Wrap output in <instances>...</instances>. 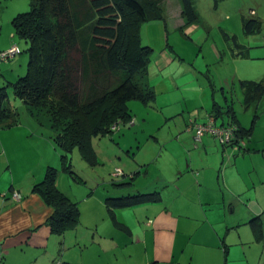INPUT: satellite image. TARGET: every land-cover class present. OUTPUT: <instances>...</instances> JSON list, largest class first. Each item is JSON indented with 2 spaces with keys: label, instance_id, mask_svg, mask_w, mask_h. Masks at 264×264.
Masks as SVG:
<instances>
[{
  "label": "crops",
  "instance_id": "1",
  "mask_svg": "<svg viewBox=\"0 0 264 264\" xmlns=\"http://www.w3.org/2000/svg\"><path fill=\"white\" fill-rule=\"evenodd\" d=\"M172 2L179 13L176 19L168 10ZM6 6L0 5V13ZM162 6L163 22H148L145 29L157 27L163 43H146L153 53L136 77L154 98L128 103L132 123L112 132H118V141L112 138L103 150L102 140L94 144L92 139L90 165L96 177L91 184H74L59 170L49 146L54 130L42 116L29 110L17 113L7 105V116L0 120V264H264V229L259 231L252 222L264 216V180L253 176L251 182L246 176L259 146L247 145L248 151L237 155L211 136L195 141L190 122L205 121L216 101L199 82L196 61L187 62L174 52L165 37L169 40L166 33L173 20L175 30L198 44L206 40L207 28L199 25L198 17L187 24L179 0H165ZM14 16L9 12L5 20V14L0 15V52L16 44ZM236 47L234 41L206 49L210 59L228 56L234 63L242 57ZM25 60V55L12 60L20 66L17 76ZM3 67L7 66L1 65L0 72ZM223 104L230 105L226 98ZM100 165L103 174L98 173ZM49 168L57 170L58 190L77 202L78 223L62 233L48 224L54 210L34 190ZM116 168L121 176H114ZM106 174L115 183H109ZM13 192L20 197L13 198ZM146 193H158L159 201L123 208L106 201Z\"/></svg>",
  "mask_w": 264,
  "mask_h": 264
},
{
  "label": "trees",
  "instance_id": "2",
  "mask_svg": "<svg viewBox=\"0 0 264 264\" xmlns=\"http://www.w3.org/2000/svg\"><path fill=\"white\" fill-rule=\"evenodd\" d=\"M164 1L30 0L29 11L11 20L16 38L28 44L29 61L25 75L17 76L9 84L30 112L45 107L49 101V108L53 110L52 126L62 127L61 131L50 134L61 151L62 171L72 174L69 155L76 147L92 163V139L109 135L120 125L131 122L130 101L153 100L154 92L136 81L153 52L141 43L140 30L143 24L163 20ZM179 1L186 23H194L197 16L192 0ZM242 25L244 34L252 35L260 23L255 18H244ZM15 45L20 52L18 56L21 49ZM239 86L246 108L264 95V80H241ZM7 105V94L0 89V120L7 116ZM212 107L209 116L216 124L235 127L237 140L222 147L237 145L240 152L248 151L244 139L251 136L258 116L253 115L251 127L247 129L239 124L231 105L214 102ZM56 171L49 168L34 190L54 210L48 224L53 231L62 233L78 223L79 214L77 202L56 187ZM106 201L111 207L123 208L159 201V194H137ZM252 222H256L260 231L259 217Z\"/></svg>",
  "mask_w": 264,
  "mask_h": 264
},
{
  "label": "rangeland",
  "instance_id": "3",
  "mask_svg": "<svg viewBox=\"0 0 264 264\" xmlns=\"http://www.w3.org/2000/svg\"><path fill=\"white\" fill-rule=\"evenodd\" d=\"M0 2L3 6L7 5L3 8V10H6L5 13H0L2 16L5 14V20L8 19L9 12L11 15L13 14L16 16L17 14L27 12L30 9V0H0ZM192 2L199 19V25L207 28V32H205L206 40L203 43L198 44L192 39V37L186 34H180L178 30L174 29V20L172 21V28L171 26H168L169 32L168 34L166 33L169 40H167L166 37L165 40L169 41L168 43L172 45L174 52L183 54V56L187 58V62H192V60L196 61L195 64L199 68L200 73L198 77L199 82L208 86L210 99L215 100L218 104H223L226 98L228 103L233 106L235 115L244 128L249 129L251 127L253 115L256 114L258 116L254 126V128L258 126V129L255 128L254 130L253 128L254 131L252 132V135L248 139H244L246 145L251 146L253 144L254 146H259V148H257L258 150L252 154L254 156L252 157L251 162H253L252 166L254 167H251L250 170L246 171V176L251 182L253 181V176L264 180V147H262V145H264V95H262L257 102L246 108L244 105V93L239 86V80L237 78V75H239V77L244 80L253 79L254 81H258L260 78L264 77V0H218L217 2L214 0H192ZM168 10H170L172 17L174 16L175 19L176 17H179L174 2L168 7ZM244 18H255L260 23L259 29L254 35L244 34L242 25ZM161 21L163 22V20ZM145 26L147 25L143 24L141 29V43L145 46L148 42L154 45V47H158L159 44H162L163 38L157 37V27H153L154 30L150 28L147 31ZM224 28H226V30H224ZM226 35L228 36V41L224 39L227 38ZM14 41L21 49V54L18 55V57L25 55L27 58L22 73V76H24L29 61V54L26 51L28 44L18 38H14ZM234 41L237 42L236 51H241L242 53V57L238 61L232 63L228 56H225L221 61L210 59L206 49L208 45H218V47H221L222 45H226V42L233 44ZM1 65L7 66L6 68L3 67L2 72H0V89H3L7 94L8 108H12L17 113H24L27 109L23 101L15 94V92H13V85L9 84L17 79V72L20 69V66L17 61L13 63L12 60L9 62V65ZM8 69H11L12 71L8 73ZM3 73H5V75ZM209 84H212V86ZM211 87L214 89V92ZM49 107L50 104L48 101V104L45 107L35 109L36 116H42L40 119L44 123H47L53 130L61 131L62 127L57 128L52 126L53 112L51 113V111L53 110ZM54 107L56 106L54 105ZM117 133L118 132H114L107 135V137H97L94 140V144H98V141L102 140L100 147L104 150L105 143L109 142L112 138L118 141V137H116L118 136ZM50 141L49 146L55 153L57 158L56 162L59 163L60 170L61 151L51 138ZM234 151L237 155L241 152L243 153V151L240 152L236 149H234ZM104 157L105 156L103 155L99 156L100 159H103ZM69 161L72 166V174L66 172L63 173V175L70 178L71 182H75L74 184H76V182L78 184V180H81L82 184H91V179L96 177V174L93 172L90 163L83 158L77 147L74 148L73 152L69 155ZM244 169L248 168L245 167ZM98 170V173L100 174L105 172L103 165L98 166ZM106 175V179L109 183H115V179L113 180L108 174ZM89 189L91 190L92 187ZM257 189L259 191V187H257ZM257 198L261 202V195L259 192L257 193ZM261 220V227L264 229V216L261 217ZM261 242L262 245L260 246L264 247V240Z\"/></svg>",
  "mask_w": 264,
  "mask_h": 264
},
{
  "label": "built area",
  "instance_id": "4",
  "mask_svg": "<svg viewBox=\"0 0 264 264\" xmlns=\"http://www.w3.org/2000/svg\"><path fill=\"white\" fill-rule=\"evenodd\" d=\"M19 53L18 47L16 45H12L7 50L0 52V62H6ZM130 123H132V120ZM188 128L194 131V139L196 142H200L205 136H211L222 146H226L233 140H237L234 135V126H220L216 124L214 118L209 115L203 122L198 123L191 121ZM240 143L241 145H244L243 141H240L239 144ZM233 149L239 151V147L237 145H235ZM113 174L114 176H121L123 173L119 168H116ZM12 197L18 199L20 195L16 192H13Z\"/></svg>",
  "mask_w": 264,
  "mask_h": 264
}]
</instances>
